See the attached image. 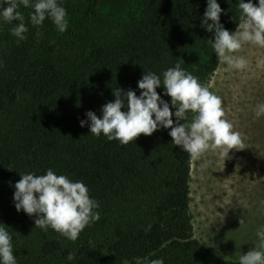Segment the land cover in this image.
I'll use <instances>...</instances> for the list:
<instances>
[{"label": "trees", "instance_id": "trees-1", "mask_svg": "<svg viewBox=\"0 0 264 264\" xmlns=\"http://www.w3.org/2000/svg\"><path fill=\"white\" fill-rule=\"evenodd\" d=\"M62 3L69 21L63 33L50 19L31 25L33 9L22 5L26 39L18 41L12 24L0 20V184L8 188L0 198V221L20 237L45 233L35 227V216L16 210L13 194L20 174L52 168L88 186L100 219L67 245L49 227L52 234L39 243L42 257L59 256L64 264H135L134 257L154 254L150 258L162 257L164 264H238L213 257L193 238L191 156L172 143L170 129L121 144L80 124L89 110L101 116L116 88L139 95L137 81L145 71L161 74L179 61L203 82L219 63L208 43L214 30L202 26L206 0ZM218 3L220 22L235 31L238 0ZM157 92L163 95V86ZM96 231L110 235L106 243L93 239ZM70 252L72 261L66 259Z\"/></svg>", "mask_w": 264, "mask_h": 264}, {"label": "clouds", "instance_id": "clouds-1", "mask_svg": "<svg viewBox=\"0 0 264 264\" xmlns=\"http://www.w3.org/2000/svg\"><path fill=\"white\" fill-rule=\"evenodd\" d=\"M206 2L202 26L209 32L214 30V39H208V43L219 62L234 70H246L249 60L237 53L245 45L264 48V0L258 3L238 0L240 16L235 31H229L220 22L224 10L218 0ZM21 5L33 9L29 13L31 25L40 27L45 19H50L58 32L68 29V13L62 0H0V19L12 24L11 35L18 41L26 39L28 32L25 17L19 10ZM14 20L19 23L13 24ZM257 66H264V56L257 58ZM161 86L163 95L171 98L170 102L157 92ZM137 87L141 90L139 95L133 89L125 92L116 88L114 100L102 106L101 116L89 110L85 113L86 119L80 120L81 126L87 124L91 134L97 137L103 134L109 141L118 140L121 144L134 141L140 134L151 135L161 128L170 129L172 143L194 160L208 151L219 150L227 157L231 149H243V134L227 119L222 97L183 68L181 62L161 74L145 71ZM252 111L255 117H264V101L257 102ZM189 112L193 114L190 121ZM20 176L14 185V206L17 211L35 216V227L45 232L50 227L75 241L86 226L100 219L97 211L100 204L90 196L82 180L57 174L52 168L42 175L26 172ZM243 223L244 218L240 226ZM255 236V246L246 254L238 255V264H264V223L256 226ZM13 247L12 234L0 222V264H18ZM152 255L133 259L135 264H164V258L153 259ZM66 259L74 260L75 254L70 252Z\"/></svg>", "mask_w": 264, "mask_h": 264}, {"label": "rangeland", "instance_id": "rangeland-1", "mask_svg": "<svg viewBox=\"0 0 264 264\" xmlns=\"http://www.w3.org/2000/svg\"><path fill=\"white\" fill-rule=\"evenodd\" d=\"M237 54L249 60L246 70L219 62L202 83L222 97L227 119L243 134V149H231L227 157L214 150L199 159L191 158L188 183L192 236L224 262H238L240 253L251 250L257 239L256 226L264 223V117L257 118L252 111L257 102L264 101V66H257L264 48L245 45ZM192 115L189 112V121ZM7 190L0 184V198ZM9 232L18 264H64L59 256L42 257L39 252L40 240L44 234L49 237L52 229L43 234L34 230L23 237ZM54 232L64 244L69 243ZM94 234L93 239L102 243L110 237L97 231Z\"/></svg>", "mask_w": 264, "mask_h": 264}]
</instances>
